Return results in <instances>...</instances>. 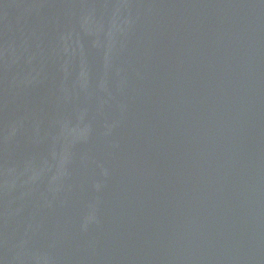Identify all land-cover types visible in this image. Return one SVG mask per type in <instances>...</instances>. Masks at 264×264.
I'll return each instance as SVG.
<instances>
[{"label":"water","instance_id":"1","mask_svg":"<svg viewBox=\"0 0 264 264\" xmlns=\"http://www.w3.org/2000/svg\"><path fill=\"white\" fill-rule=\"evenodd\" d=\"M0 264H264V0H0Z\"/></svg>","mask_w":264,"mask_h":264}]
</instances>
